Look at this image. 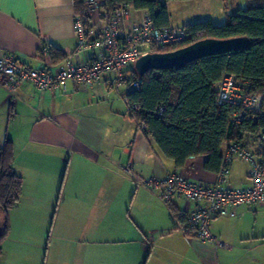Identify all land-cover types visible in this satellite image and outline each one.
Wrapping results in <instances>:
<instances>
[{"label": "crops", "instance_id": "crops-1", "mask_svg": "<svg viewBox=\"0 0 264 264\" xmlns=\"http://www.w3.org/2000/svg\"><path fill=\"white\" fill-rule=\"evenodd\" d=\"M198 1L165 2L167 25L202 21L192 4ZM145 13L132 12L135 19ZM75 17L73 0H0V53L32 68L77 63L87 54L75 52ZM101 22L102 16L89 19L91 35H99ZM45 43L66 58L53 64L41 51ZM127 91L108 89L106 79L68 80L65 92L54 93L30 82L13 93L0 85V144L11 141L12 168L23 181L7 213L0 264H264V206H241L236 217L214 220L216 245L176 229L192 205L177 197L167 207L160 188L146 181L174 171L211 183L215 173L204 169L203 156L176 168L138 130ZM246 172L237 185L246 183Z\"/></svg>", "mask_w": 264, "mask_h": 264}, {"label": "built area", "instance_id": "built-area-1", "mask_svg": "<svg viewBox=\"0 0 264 264\" xmlns=\"http://www.w3.org/2000/svg\"><path fill=\"white\" fill-rule=\"evenodd\" d=\"M82 1L90 20L102 16L97 36L91 35L82 20L75 17V52L86 53L87 57L77 63L68 58L53 68H32L0 53V85L5 90L13 93L20 85L30 82L40 92H65L68 80L78 85H91L102 79H106L108 89H117L122 85H127L129 90L137 89L139 83L132 79L128 71L138 57L191 38L185 26H156L149 13L139 19L133 18L132 6H120L110 13L101 8V0ZM41 51L47 56L49 44H43ZM216 91L218 103L234 107L230 121L238 129L240 138L224 143L214 180L211 183L198 182L173 171L160 179L146 181L151 188H160V200L167 207L177 197L191 204L185 210L183 219L176 222V229L211 245L218 244L217 238L210 232V224L214 220L236 217L241 206H264V123L256 132L239 128L244 122L253 123L264 115V93L250 92L247 80H240L229 72L222 74ZM123 99L128 107L126 96ZM137 125L142 131L143 123ZM236 161L249 164L243 185L230 180L231 167ZM124 170L128 175H134L130 166L124 167Z\"/></svg>", "mask_w": 264, "mask_h": 264}, {"label": "trees", "instance_id": "trees-1", "mask_svg": "<svg viewBox=\"0 0 264 264\" xmlns=\"http://www.w3.org/2000/svg\"><path fill=\"white\" fill-rule=\"evenodd\" d=\"M103 10L114 13L120 6L147 10L154 24L168 26L165 2L169 0H101ZM75 14L89 25L83 1L73 0ZM191 38L183 43L167 45L152 52H166L204 38L246 37L244 48L209 55L177 68L149 70L139 76L131 68L137 89H128V110L142 129L149 133L161 152L174 162L176 168L185 166L188 159L205 157L204 169L216 173L221 162L224 143L240 138L230 116L234 107L218 103L216 84L225 72L247 80L250 92L264 93V0H247L245 8L227 15L223 24L203 20L185 26ZM53 64L66 57L49 45ZM264 123L261 115L253 123L239 126L243 131L256 132ZM14 160L10 140L0 144V254L2 242L9 230L7 213L21 197L23 181L12 168ZM172 206V205H171ZM169 206V208L171 207ZM184 217V214L182 215Z\"/></svg>", "mask_w": 264, "mask_h": 264}, {"label": "water", "instance_id": "water-1", "mask_svg": "<svg viewBox=\"0 0 264 264\" xmlns=\"http://www.w3.org/2000/svg\"><path fill=\"white\" fill-rule=\"evenodd\" d=\"M246 44L247 39L243 36L225 39L204 38L175 50L142 55L135 60L132 68L137 75L141 76L149 70L181 67L201 57L244 48Z\"/></svg>", "mask_w": 264, "mask_h": 264}, {"label": "rangeland", "instance_id": "rangeland-1", "mask_svg": "<svg viewBox=\"0 0 264 264\" xmlns=\"http://www.w3.org/2000/svg\"><path fill=\"white\" fill-rule=\"evenodd\" d=\"M246 2L247 0H201L192 2V4L197 7V9L194 10L198 11L196 14L200 16L202 21L211 20L213 23L217 22L218 24L216 25H220L225 22L227 15L235 13L238 8H245ZM248 168L249 164L247 162H234L231 167L230 180L235 184H240Z\"/></svg>", "mask_w": 264, "mask_h": 264}]
</instances>
